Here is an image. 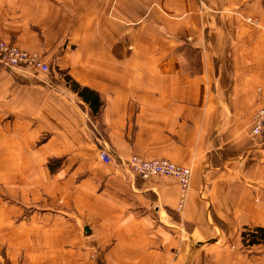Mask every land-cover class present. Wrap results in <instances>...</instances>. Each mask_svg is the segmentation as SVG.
<instances>
[{
  "label": "crops",
  "instance_id": "crops-1",
  "mask_svg": "<svg viewBox=\"0 0 264 264\" xmlns=\"http://www.w3.org/2000/svg\"><path fill=\"white\" fill-rule=\"evenodd\" d=\"M0 40L50 67L0 77V191L33 185L18 143L27 154L44 136V163L63 159L44 166L42 251L9 246L8 264H127L130 248L170 243L179 185L135 176L122 165L131 155L191 169V237H211L203 223L223 233L211 213L231 234L264 228V138L248 133L264 106V0H0Z\"/></svg>",
  "mask_w": 264,
  "mask_h": 264
},
{
  "label": "rangeland",
  "instance_id": "rangeland-1",
  "mask_svg": "<svg viewBox=\"0 0 264 264\" xmlns=\"http://www.w3.org/2000/svg\"><path fill=\"white\" fill-rule=\"evenodd\" d=\"M253 21L254 20H252V23H254ZM42 61L46 65H48L44 61L43 57ZM26 72L35 75V79L39 76L44 77V73H36L31 71ZM256 111H253L250 118V123L252 116ZM20 145L21 144L18 143L17 150L21 151V156L20 158H17L15 160L16 167L25 168L26 174L23 177L28 178V181L31 180L30 182L33 181V185L32 187L30 185H27L26 190H24L18 183L16 190L11 195H9V192L0 191V216L2 220H5V223L2 222L0 227V231L2 234V237L0 238V264H8L7 255L9 246H12L11 250H15L13 252L18 253V255L21 251L25 254L42 251L40 250L41 248L39 249L38 247L39 243L42 241L37 240L40 238H35V236L37 234H40L39 231H44V166H48L52 170H54L57 167L61 166L63 163V159H49L46 163H44V157H41V155H44V153L42 152V149H44V136H41L39 141L32 144V148L27 154H25L20 149ZM101 153H105L109 156L108 152L99 149L98 155L100 156ZM132 157H136L141 160H157L155 158L146 159L138 155H131L126 161L123 162L122 165L123 167L127 168V170H129V172H131L132 174H134V172L128 163V161ZM109 158L110 160L107 163H102L108 165L112 161L115 162L113 160L114 158H111L110 156ZM167 161L172 162L170 160ZM174 164L189 169L191 175L185 193L182 192L181 186L179 184L180 178H182V176L164 177L175 180L178 183L180 189L179 206L174 214L170 213V217L172 218L173 223L172 229L174 230L172 232L173 238H171L170 243L168 242V239L165 241L159 239L154 243L155 247L153 248L149 247L150 244L146 241L144 252L138 251V253H132V249L130 248V255L123 256L124 258L129 259L127 264H184V262L185 264H264V228L243 227L238 233L231 234L225 231L222 225L218 224L215 217L211 213L209 215L212 223L222 229L223 233L219 232L217 236H213V227H211L210 223L209 225L203 223V226L206 229V231L204 230V234L208 233V236L211 237L198 238L190 236L189 232L191 231L192 227H190L191 225L186 226L182 222L181 215L183 214L186 199L189 196L191 185L193 183V175L189 167L182 166L177 163ZM30 168H32V174L30 173ZM134 175L137 176L136 174ZM20 176L21 175L18 174L19 178ZM137 177L141 178L140 176ZM201 197L202 202L204 201L201 204H203V206H207L206 194L201 193ZM57 203H60V201ZM196 209H198V207H196ZM150 210H152V213H154L153 208H150ZM198 210H200L201 218H203L202 220L204 221L205 213H207L208 210L203 213L202 205ZM10 219L12 223L9 222ZM25 221L29 222L27 225L31 224L32 226L28 228L25 227V224H23L25 223ZM150 223L151 224L148 225L147 229V232L149 233H153V225H155V223H157V225H162V228L168 227V222L165 223L161 221L159 223L158 221H155V223ZM165 231L168 232V229H165ZM13 234L15 235V237ZM24 235H30L29 239H26ZM157 245L159 246V248L157 247ZM21 246H23L24 249L22 248L21 250ZM152 250H154V252H152ZM94 264L108 263L106 261V258L101 254V256L95 259Z\"/></svg>",
  "mask_w": 264,
  "mask_h": 264
},
{
  "label": "built area",
  "instance_id": "built-area-1",
  "mask_svg": "<svg viewBox=\"0 0 264 264\" xmlns=\"http://www.w3.org/2000/svg\"><path fill=\"white\" fill-rule=\"evenodd\" d=\"M18 70L47 74L50 68L42 61V57L39 54L28 52L8 42L0 41V77L3 72H15ZM248 133L251 138H264V107L254 112ZM99 158L105 163L110 160L105 153H101ZM128 163L134 174L143 179L154 176H182L179 184L182 192H186L191 175L189 169L163 159L141 160L132 157Z\"/></svg>",
  "mask_w": 264,
  "mask_h": 264
},
{
  "label": "trees",
  "instance_id": "trees-1",
  "mask_svg": "<svg viewBox=\"0 0 264 264\" xmlns=\"http://www.w3.org/2000/svg\"><path fill=\"white\" fill-rule=\"evenodd\" d=\"M72 89L78 92L79 96L82 97L83 99L91 100L90 101V107L92 108V111H96V109L99 106V103L96 99H92V93L88 91L87 89H81L78 85L72 84Z\"/></svg>",
  "mask_w": 264,
  "mask_h": 264
},
{
  "label": "water",
  "instance_id": "water-1",
  "mask_svg": "<svg viewBox=\"0 0 264 264\" xmlns=\"http://www.w3.org/2000/svg\"><path fill=\"white\" fill-rule=\"evenodd\" d=\"M85 230H88V229H85Z\"/></svg>",
  "mask_w": 264,
  "mask_h": 264
},
{
  "label": "bare ground",
  "instance_id": "bare-ground-1",
  "mask_svg": "<svg viewBox=\"0 0 264 264\" xmlns=\"http://www.w3.org/2000/svg\"><path fill=\"white\" fill-rule=\"evenodd\" d=\"M250 129V128H249Z\"/></svg>",
  "mask_w": 264,
  "mask_h": 264
}]
</instances>
